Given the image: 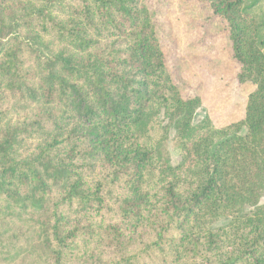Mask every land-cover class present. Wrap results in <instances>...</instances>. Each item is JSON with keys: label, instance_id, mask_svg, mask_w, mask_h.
<instances>
[{"label": "trees", "instance_id": "obj_1", "mask_svg": "<svg viewBox=\"0 0 264 264\" xmlns=\"http://www.w3.org/2000/svg\"><path fill=\"white\" fill-rule=\"evenodd\" d=\"M201 1L255 87L218 128L141 0H0V264H264L263 24Z\"/></svg>", "mask_w": 264, "mask_h": 264}, {"label": "rangeland", "instance_id": "obj_2", "mask_svg": "<svg viewBox=\"0 0 264 264\" xmlns=\"http://www.w3.org/2000/svg\"><path fill=\"white\" fill-rule=\"evenodd\" d=\"M152 18L155 34L168 72L183 99L198 97L196 121L209 117L214 127L241 121L247 96L255 87L237 80L239 65L222 21L211 19V7L201 0H141ZM244 8L263 24L260 43L264 53V0H244ZM11 100L9 101L10 105ZM25 107H12V119L20 118ZM170 140L165 155L172 166L179 163V150ZM222 221L215 227L223 226Z\"/></svg>", "mask_w": 264, "mask_h": 264}]
</instances>
